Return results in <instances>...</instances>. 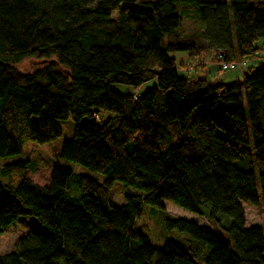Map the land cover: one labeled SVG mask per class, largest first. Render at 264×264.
I'll list each match as a JSON object with an SVG mask.
<instances>
[{
    "label": "trees",
    "instance_id": "trees-1",
    "mask_svg": "<svg viewBox=\"0 0 264 264\" xmlns=\"http://www.w3.org/2000/svg\"><path fill=\"white\" fill-rule=\"evenodd\" d=\"M183 18L202 26L187 41ZM195 50L235 67L264 57V0H0V157L52 141L71 116L60 157L105 176L54 164L41 186L30 161L3 165L0 234L21 215L36 222L0 264H196L135 229L141 204L164 212V201L205 218L209 228L164 215L207 244L204 264H264L263 229L246 226L242 209L264 206V58L229 82L179 77L168 52ZM24 59L45 64L21 72ZM149 80L141 94L110 87ZM99 111L114 116L98 122ZM114 181L139 193L113 206Z\"/></svg>",
    "mask_w": 264,
    "mask_h": 264
},
{
    "label": "rangeland",
    "instance_id": "rangeland-1",
    "mask_svg": "<svg viewBox=\"0 0 264 264\" xmlns=\"http://www.w3.org/2000/svg\"><path fill=\"white\" fill-rule=\"evenodd\" d=\"M147 1V0H136ZM221 1V0H218ZM226 1V0H222ZM181 7L180 4H178ZM125 4H121L124 7ZM115 15V12L112 13ZM202 29L198 22L183 18L182 23L177 28V34L180 41H187V36L191 33H196ZM258 44V43H257ZM204 54V56H203ZM168 55L174 59L177 75L181 78H219L224 82H229L235 78H241L242 72L253 66L257 60H262L264 57L248 58L246 64L237 62L234 69L220 70L218 63L212 60V53H207L205 50H197V52L175 51L168 52ZM264 55V53H263ZM200 63H203L200 65ZM205 63V64H204ZM43 64L44 60L24 59L16 65V68L21 72H30L38 69ZM197 64V65H196ZM58 67V66H57ZM155 80H149L138 87H132L122 84H110L111 89L121 94L144 93L155 86ZM110 116H114L110 112H98V122H104ZM60 136L47 143L38 144L32 141H25L22 145L21 152L16 155L0 157V168L18 160H28L33 165V170L27 172L28 178L35 184L44 186L49 182L50 167L58 164L75 175H86L99 182L105 180V176L95 172L87 167L77 164L72 161L65 160L60 157V148L64 141L69 140L73 136L74 121L71 116L59 121ZM1 182H7V178L0 175ZM139 191L130 185H126L120 181H114L109 191L108 201L113 206H121L125 201L126 195L138 194ZM164 212L153 208L146 204H141L138 217L135 221V229L145 236L146 242L155 248H162L164 243L172 241L178 244L182 249L196 255L194 261L196 264H204L203 257L208 250V246L201 240L194 239L187 232L178 231L177 229H168L164 222V215L169 218H184L193 220L200 226L209 228L205 218L190 212L176 204L164 201ZM242 209L245 215V225H257L263 229L264 234V206L261 208H252L249 205L242 204ZM203 213H207L209 205L203 203L201 205ZM36 218L29 215L18 216L5 229L4 233L0 234V254H5L13 249L16 240L23 235L30 224L35 223ZM197 251V252H196Z\"/></svg>",
    "mask_w": 264,
    "mask_h": 264
},
{
    "label": "built area",
    "instance_id": "built-area-1",
    "mask_svg": "<svg viewBox=\"0 0 264 264\" xmlns=\"http://www.w3.org/2000/svg\"><path fill=\"white\" fill-rule=\"evenodd\" d=\"M224 53L223 52H214L212 55V58L216 61H218V65L220 70H229V69H234L235 65L231 63H227L224 61Z\"/></svg>",
    "mask_w": 264,
    "mask_h": 264
},
{
    "label": "crops",
    "instance_id": "crops-1",
    "mask_svg": "<svg viewBox=\"0 0 264 264\" xmlns=\"http://www.w3.org/2000/svg\"><path fill=\"white\" fill-rule=\"evenodd\" d=\"M199 51V50H198ZM192 52H194V51H192ZM195 52H197V50H195ZM205 52H206V50H205ZM207 53H211L210 51H207ZM203 56H204V54H203ZM254 58H256V57H254ZM247 61V60H246ZM203 63H200V65H202ZM205 64V63H204ZM245 64H246V62H245ZM197 65V64H196Z\"/></svg>",
    "mask_w": 264,
    "mask_h": 264
}]
</instances>
